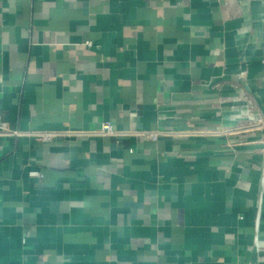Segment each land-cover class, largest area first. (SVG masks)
Returning <instances> with one entry per match:
<instances>
[{"label": "crops", "instance_id": "1", "mask_svg": "<svg viewBox=\"0 0 264 264\" xmlns=\"http://www.w3.org/2000/svg\"><path fill=\"white\" fill-rule=\"evenodd\" d=\"M89 42V43H87ZM264 0H0V264H264Z\"/></svg>", "mask_w": 264, "mask_h": 264}, {"label": "built area", "instance_id": "2", "mask_svg": "<svg viewBox=\"0 0 264 264\" xmlns=\"http://www.w3.org/2000/svg\"><path fill=\"white\" fill-rule=\"evenodd\" d=\"M89 43V42H87ZM238 97L246 104L247 113L244 120L236 123L224 124L219 128L207 129H187L186 134L198 136H214L220 138H228L232 135H240L245 133H257L259 138L264 141V114L253 98L248 97V93L243 88L238 91ZM164 132L158 130H126L113 126L110 122L104 121L99 128L93 130H82L77 128H61V129H27L22 130L11 127L0 114V137H34L39 141H50L56 137H78V136H132L144 135L152 139H156ZM264 144V143H263Z\"/></svg>", "mask_w": 264, "mask_h": 264}, {"label": "water", "instance_id": "3", "mask_svg": "<svg viewBox=\"0 0 264 264\" xmlns=\"http://www.w3.org/2000/svg\"><path fill=\"white\" fill-rule=\"evenodd\" d=\"M262 110V109H261ZM263 112V111H262ZM264 114V113H263Z\"/></svg>", "mask_w": 264, "mask_h": 264}]
</instances>
